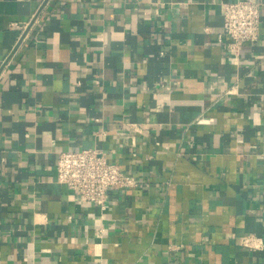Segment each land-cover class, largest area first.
Returning a JSON list of instances; mask_svg holds the SVG:
<instances>
[{"label": "crops", "instance_id": "1", "mask_svg": "<svg viewBox=\"0 0 264 264\" xmlns=\"http://www.w3.org/2000/svg\"><path fill=\"white\" fill-rule=\"evenodd\" d=\"M226 1L0 0V264H264V0L239 56ZM83 148L139 186L80 200Z\"/></svg>", "mask_w": 264, "mask_h": 264}, {"label": "built area", "instance_id": "2", "mask_svg": "<svg viewBox=\"0 0 264 264\" xmlns=\"http://www.w3.org/2000/svg\"><path fill=\"white\" fill-rule=\"evenodd\" d=\"M222 31L218 41L234 56L244 43L255 41L260 30V4L257 0H230L221 4ZM134 125V124H133ZM56 180L74 190L77 197L95 203L100 210L107 204L110 190L135 188L139 180L121 171L96 148L61 151L55 163ZM244 246L260 247L251 236L242 238Z\"/></svg>", "mask_w": 264, "mask_h": 264}]
</instances>
